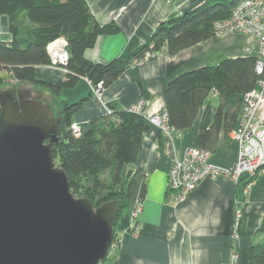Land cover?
Segmentation results:
<instances>
[{
	"label": "crops",
	"instance_id": "obj_1",
	"mask_svg": "<svg viewBox=\"0 0 264 264\" xmlns=\"http://www.w3.org/2000/svg\"><path fill=\"white\" fill-rule=\"evenodd\" d=\"M205 0H86L92 14L100 24L114 22L118 33L102 35L85 50L84 56L94 62L106 63L117 57L126 58L155 27L171 15L193 9ZM4 41L11 35L7 21L0 16V33ZM246 48L250 49L248 53ZM257 40L241 33L214 36L204 43L194 45L170 57L164 52L147 56L140 62L129 64L123 73L103 89L101 101L97 100L86 78L80 77L70 88L60 90L58 98L75 103L90 95L72 114L73 123L87 127L93 116L104 114V104L110 103L120 110L130 109L143 101L142 116L148 131L142 137V149L131 165L123 167V179L128 170L144 169L146 195L137 217L138 233L132 229L129 213L117 222V230L124 238L114 245L101 264H232L235 250L237 264H248V250L264 214V168L254 178L247 194L242 184L218 177L204 179L179 203L170 200L167 174L175 154L197 147V138L204 109L210 105L215 112L219 98L213 93L198 112L189 129L163 135L149 122L154 116L165 114V86L175 76L203 66H214L225 58L256 55ZM34 78L44 83L64 79L65 70L52 65L33 68ZM53 95L45 88L16 80L0 68V108L7 102L32 100L47 105ZM218 98V99H217ZM239 95L228 98L226 107L234 106ZM218 100V101H217ZM218 103V104H217ZM238 118L234 128L238 124ZM236 142L223 136L221 131L216 147L211 152V162L229 167L236 162ZM242 202V217L237 226L238 238L234 240L235 203Z\"/></svg>",
	"mask_w": 264,
	"mask_h": 264
},
{
	"label": "trees",
	"instance_id": "obj_2",
	"mask_svg": "<svg viewBox=\"0 0 264 264\" xmlns=\"http://www.w3.org/2000/svg\"><path fill=\"white\" fill-rule=\"evenodd\" d=\"M238 1L205 0L193 9L171 15L126 58L101 63L87 59L85 50L99 36L116 34L119 28L114 22L100 24L86 0H0V16L6 17L11 35L9 41L0 40V68L16 80L43 87L53 95L52 104L46 105L55 119L59 139L53 149L55 164L66 173L74 196L81 193L95 207L109 202L117 206L115 226L123 210L130 213L145 198L144 169H130L124 179L122 171L125 165L136 162L149 126L141 113L116 109L108 103L111 113L93 116L76 137L71 131L72 114L91 93L68 103L58 98L60 90L73 87L80 77L93 84L102 81L105 89L129 64L159 52L173 57L204 43L215 36L214 22L227 18ZM60 38L66 40L68 53L64 79L55 83L37 81L33 68L50 64L47 46ZM256 60V55L225 58L214 66L192 69L169 80L164 91L169 127L174 131L189 129L209 96L217 94L218 107L215 112L210 105L205 107L197 138V147L213 152L220 132L227 138L234 128L241 97L254 89L261 78L255 70ZM232 95L240 98L234 106L226 107ZM247 262L264 264V214L249 247Z\"/></svg>",
	"mask_w": 264,
	"mask_h": 264
},
{
	"label": "water",
	"instance_id": "obj_3",
	"mask_svg": "<svg viewBox=\"0 0 264 264\" xmlns=\"http://www.w3.org/2000/svg\"><path fill=\"white\" fill-rule=\"evenodd\" d=\"M58 142L45 103L0 108V264H99L108 255L117 206L71 193L55 164Z\"/></svg>",
	"mask_w": 264,
	"mask_h": 264
},
{
	"label": "built area",
	"instance_id": "obj_4",
	"mask_svg": "<svg viewBox=\"0 0 264 264\" xmlns=\"http://www.w3.org/2000/svg\"><path fill=\"white\" fill-rule=\"evenodd\" d=\"M214 32L215 36L241 33L254 37L258 42L255 70L257 74L261 75V78L254 89L241 97L238 124L228 134V138L236 142L238 146L237 159L233 165L224 167L212 163L211 152L199 147L189 148L182 155L175 154L173 156L167 179L169 198L174 203L184 201L202 180L218 177L229 179L235 185L242 184L243 193L247 194L254 178L264 168V0L238 1L227 18L214 22ZM47 50L51 60L49 65L61 68L66 65L68 53L65 39L60 38L50 43ZM246 51L249 53L250 49L246 48ZM88 83L93 96L101 101L102 81L93 84L88 80ZM142 106L143 101H139L130 110L141 113ZM104 112L111 113L105 104ZM149 122L156 126L163 135L172 136L174 130L167 124L166 113L151 117ZM71 131L74 136L79 137L81 134L80 125L72 123ZM241 205V201H236L234 240L238 238L236 230L242 217ZM140 212L141 203L139 202L129 213L135 234L139 230L137 217ZM124 235L123 231L117 230L116 243L122 242ZM232 264H237L235 250L232 256Z\"/></svg>",
	"mask_w": 264,
	"mask_h": 264
},
{
	"label": "rangeland",
	"instance_id": "obj_5",
	"mask_svg": "<svg viewBox=\"0 0 264 264\" xmlns=\"http://www.w3.org/2000/svg\"><path fill=\"white\" fill-rule=\"evenodd\" d=\"M6 33H4V32H1L0 33V40H3L2 38H3V36L5 35ZM4 41V40H3ZM218 99V98H217ZM209 100L210 101H212V102H214L215 103V101L212 99L211 100V98H209ZM218 101V100H217ZM218 104V103H217ZM179 155V154H178ZM76 198H82L83 196L81 195V193H78L76 196H75ZM141 204H142V202H141ZM126 211H127V209L126 210H123V212H122V215H124V213H126ZM116 227V229H115V233H114V237H113V240H112V244H111V246H110V248H109V251L112 249V247L114 246V245H119V244H121V242L120 243H116V234H117V225L115 226ZM109 251H108V253H109ZM108 256V255H107Z\"/></svg>",
	"mask_w": 264,
	"mask_h": 264
}]
</instances>
